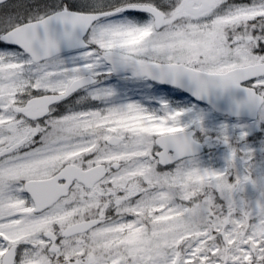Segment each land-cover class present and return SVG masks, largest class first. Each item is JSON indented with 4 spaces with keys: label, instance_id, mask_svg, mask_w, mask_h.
Returning a JSON list of instances; mask_svg holds the SVG:
<instances>
[{
    "label": "snow or ice",
    "instance_id": "1",
    "mask_svg": "<svg viewBox=\"0 0 264 264\" xmlns=\"http://www.w3.org/2000/svg\"><path fill=\"white\" fill-rule=\"evenodd\" d=\"M0 264H264V0H0Z\"/></svg>",
    "mask_w": 264,
    "mask_h": 264
}]
</instances>
